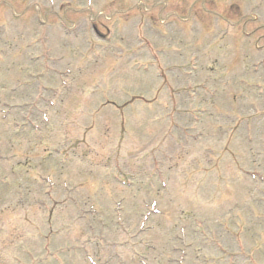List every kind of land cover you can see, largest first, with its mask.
<instances>
[{"label": "rangeland", "instance_id": "374dc122", "mask_svg": "<svg viewBox=\"0 0 264 264\" xmlns=\"http://www.w3.org/2000/svg\"><path fill=\"white\" fill-rule=\"evenodd\" d=\"M0 264H264V0H0Z\"/></svg>", "mask_w": 264, "mask_h": 264}]
</instances>
